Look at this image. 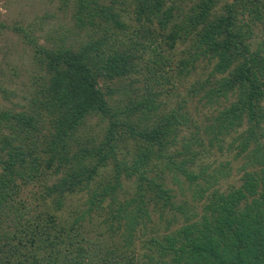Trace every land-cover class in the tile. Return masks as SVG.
I'll return each mask as SVG.
<instances>
[{
  "label": "trees",
  "instance_id": "1",
  "mask_svg": "<svg viewBox=\"0 0 264 264\" xmlns=\"http://www.w3.org/2000/svg\"><path fill=\"white\" fill-rule=\"evenodd\" d=\"M62 2L71 8L75 27L90 37L78 48L31 39L42 73L29 86L28 104L0 106V264H264V50L252 41L254 26L264 23V0ZM246 13L249 24L243 23ZM187 42L182 52L189 57L180 59L175 75L186 78L206 60L208 86L197 91L229 103L217 109L216 132L204 152H222L233 132L225 151L246 159L240 184L225 190L216 187L229 172L223 164L208 173L209 165L198 164L199 151L186 145L170 155L167 148L178 119L162 113L158 99L174 71L171 53ZM138 73L155 81L147 87V104L136 102L145 126L118 118L119 105L136 95L126 92V81L134 83L130 78ZM152 115L158 123L150 122ZM93 117L101 121L93 124ZM120 125L137 142L130 163L114 144ZM156 161L184 172L194 192H210L196 219L176 222L179 227L170 221L161 229L166 211L180 207L156 177ZM193 165L199 172L189 169ZM33 177L41 187L25 197ZM152 212L160 213L159 221ZM96 217L101 220L94 224ZM140 228L151 231L144 246L149 253L142 256L126 248ZM95 231L100 235L92 238ZM121 231L126 245L112 240ZM103 235L113 245L104 246L99 263L90 262L95 259L81 253H97Z\"/></svg>",
  "mask_w": 264,
  "mask_h": 264
},
{
  "label": "rangeland",
  "instance_id": "2",
  "mask_svg": "<svg viewBox=\"0 0 264 264\" xmlns=\"http://www.w3.org/2000/svg\"><path fill=\"white\" fill-rule=\"evenodd\" d=\"M248 15L249 14L246 13V15L242 16L243 23L245 24H249L247 22H250V17ZM254 32L252 40L254 48L256 49L260 46L264 50V23L258 22V25L256 24L254 26ZM88 37H90V35H86L85 32L80 33L79 29L75 27L72 18V10L71 8L64 7L62 0H0V106L19 109L18 106L28 104V100L31 97L29 86L32 85L35 77H38L42 73L39 70L38 61L34 58L35 50L33 49V44H31V39L46 47H59L64 44L65 46L78 48L84 43L83 39ZM189 44L190 42L179 44L177 48L178 52L176 53V50L171 53L173 59L171 60L172 65L170 67H172L171 69L174 71L172 75L166 76L170 78L165 80V88L162 87L163 94L158 99L159 102L164 104L161 107L162 113L172 112L176 119H178V131H175V135L172 134L168 136V141L171 140L172 142H170L167 148L171 150L170 155H175L178 150H185L184 148H186V145L194 151H199V157L202 156V159L198 160V164L205 163L209 165L210 169L208 173H212V170L216 166L223 164L222 169L225 172H229H226V176L223 175L224 177L216 187L220 188V190H225L229 186L240 184L241 176L244 173L242 167L246 159L244 156L237 158L234 153L225 151L230 150L228 142L233 140V132L224 138L226 146L223 148L224 150L222 152H220L218 147L212 149L213 153L204 152L214 138L213 136L215 133H213V131L216 132L214 127L217 121V109L222 110L229 103L226 102V99L215 102L206 95L204 90L197 91L203 83L208 86L207 77L210 68L205 67L206 64L208 66L206 60L198 61L196 69L186 78L175 75L178 73L177 71L182 68L179 65L180 59H187L189 57V55H185L184 52H182ZM171 54H169L170 57ZM170 67H167V69L170 70ZM136 78H138L139 81L135 82ZM130 79H133L134 83H130V81H126V83L134 86V88L129 86L126 92L130 93V95H136H132L131 98L129 97L127 101L119 105L118 111L121 112V114L118 118L119 121L124 122V124H132L136 121H140L142 123L139 124L145 126L146 120L142 119L143 113L138 110L139 107L142 108V104L136 102L144 100L143 105L147 104V87L152 85L155 81L151 80L145 73H138L137 76L134 75ZM130 99L131 102L129 101ZM227 101L229 102V100ZM143 107L145 112L149 111L150 113L147 106ZM134 112L136 113L133 114ZM98 121H101V119L93 117L91 123L97 124ZM152 121L158 123L159 119L152 115L150 122ZM108 123L109 122H106L105 124L104 122L102 124L103 126H108ZM117 128L119 132L116 133L117 137L116 140H114V144H117L120 158L126 157L127 162L130 163L133 161V149L135 145H137V142L134 140L135 136H133L126 126L120 125ZM98 129L99 128H96L94 132H99ZM197 132L200 136H196ZM201 135L203 136L201 137ZM217 136L218 138L220 136L222 140V135L217 134ZM190 139L193 141L188 143ZM138 140H140V138ZM196 141H199V143H194ZM163 166V162H155V167L160 173V175L156 177H160V179L166 182V186L169 187L174 194L173 200L178 207H180L172 211H166V217L160 223L161 229L165 230L171 227L169 225L170 221L174 222V227H176L178 225L180 226L186 220L196 219L193 218V215L200 216L203 212L202 205L207 200V196L210 192H194L195 186L191 185V180L184 172H178L176 174L172 170L163 169ZM189 169L199 172L200 167L198 165H193L192 168L189 167ZM159 173L153 172L151 175L153 176V174L156 175ZM198 181L203 182L201 178H199ZM125 182L128 184V180H125ZM40 184V178L33 177V180L30 181V184L24 191V196H27L26 194L30 191V188L34 190L40 189ZM79 199H81L80 196H74L72 204L77 205ZM152 214L155 221L160 220L161 216L159 212H152ZM172 218H175V220ZM100 220L101 218L96 217L94 224H97ZM176 222L178 225H176ZM99 231L100 234H103L105 232L104 227H100ZM96 232L97 231L91 233L92 238L100 235ZM123 232L124 231H121L115 234L112 240L126 245L128 242L123 238ZM107 236L108 235L104 236V240L102 241L103 246L98 248L97 253L83 252L81 255L88 257L87 260L95 259L90 262L99 263L101 258L99 256H103L102 250H105L107 246L113 245L111 241L106 242ZM150 236L151 231L144 232L143 229L140 228L135 244L132 242L129 244V247H126L127 249L131 248L128 252L140 256L149 253L148 247L144 246L147 245V241L145 240ZM101 252L102 254H100ZM74 254L80 255L78 252L76 253V251H74ZM75 255L72 254L71 256L73 257Z\"/></svg>",
  "mask_w": 264,
  "mask_h": 264
}]
</instances>
